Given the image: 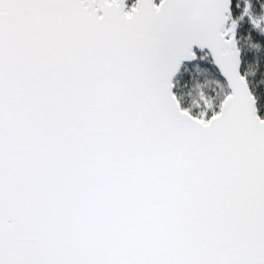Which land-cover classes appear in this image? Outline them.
<instances>
[{"label":"water","instance_id":"95a60500","mask_svg":"<svg viewBox=\"0 0 264 264\" xmlns=\"http://www.w3.org/2000/svg\"><path fill=\"white\" fill-rule=\"evenodd\" d=\"M0 0V264H264V118L232 0ZM208 53L229 89L174 93Z\"/></svg>","mask_w":264,"mask_h":264},{"label":"trees","instance_id":"16d2710c","mask_svg":"<svg viewBox=\"0 0 264 264\" xmlns=\"http://www.w3.org/2000/svg\"><path fill=\"white\" fill-rule=\"evenodd\" d=\"M230 26L236 30L242 52V72L264 118V0H232ZM174 93L184 109L204 119L219 113L229 89L209 54L198 52L197 61L185 64L176 77Z\"/></svg>","mask_w":264,"mask_h":264},{"label":"rangeland","instance_id":"374dc122","mask_svg":"<svg viewBox=\"0 0 264 264\" xmlns=\"http://www.w3.org/2000/svg\"><path fill=\"white\" fill-rule=\"evenodd\" d=\"M156 2H157V4L159 3V1H157V0H156ZM135 3H136V0H129L128 1V4H127V13L128 14L131 13V8L135 6ZM259 26H260L261 29H263L262 28L263 27V24L262 23H260ZM229 28L232 29V30H234V31H236L233 26H230V24H229Z\"/></svg>","mask_w":264,"mask_h":264}]
</instances>
